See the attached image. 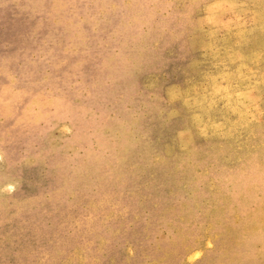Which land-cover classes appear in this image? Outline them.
<instances>
[{"label":"rangeland","instance_id":"1","mask_svg":"<svg viewBox=\"0 0 264 264\" xmlns=\"http://www.w3.org/2000/svg\"><path fill=\"white\" fill-rule=\"evenodd\" d=\"M0 264H264V0H0Z\"/></svg>","mask_w":264,"mask_h":264}]
</instances>
